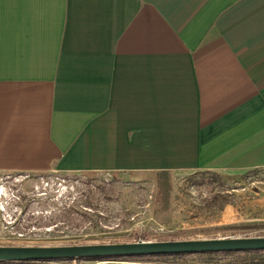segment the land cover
<instances>
[{
	"label": "crops",
	"instance_id": "0c3cea01",
	"mask_svg": "<svg viewBox=\"0 0 264 264\" xmlns=\"http://www.w3.org/2000/svg\"><path fill=\"white\" fill-rule=\"evenodd\" d=\"M259 168L264 0H0V172Z\"/></svg>",
	"mask_w": 264,
	"mask_h": 264
},
{
	"label": "rangeland",
	"instance_id": "374dc122",
	"mask_svg": "<svg viewBox=\"0 0 264 264\" xmlns=\"http://www.w3.org/2000/svg\"><path fill=\"white\" fill-rule=\"evenodd\" d=\"M264 236V168L240 173L0 172V245ZM264 264V250L136 255L71 264ZM56 261H37L35 263ZM26 264L29 262H9Z\"/></svg>",
	"mask_w": 264,
	"mask_h": 264
},
{
	"label": "water",
	"instance_id": "95a60500",
	"mask_svg": "<svg viewBox=\"0 0 264 264\" xmlns=\"http://www.w3.org/2000/svg\"><path fill=\"white\" fill-rule=\"evenodd\" d=\"M258 250H264V236L53 246L0 245V262L60 261L136 255L177 256L192 253Z\"/></svg>",
	"mask_w": 264,
	"mask_h": 264
},
{
	"label": "trees",
	"instance_id": "16d2710c",
	"mask_svg": "<svg viewBox=\"0 0 264 264\" xmlns=\"http://www.w3.org/2000/svg\"><path fill=\"white\" fill-rule=\"evenodd\" d=\"M222 252H223V254H227L228 255V254H232L235 251H222ZM228 264H247V262L244 259H242V261H238V262H235L234 260H229Z\"/></svg>",
	"mask_w": 264,
	"mask_h": 264
}]
</instances>
